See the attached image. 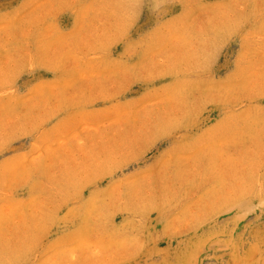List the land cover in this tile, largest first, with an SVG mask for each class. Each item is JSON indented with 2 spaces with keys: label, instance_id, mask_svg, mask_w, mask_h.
<instances>
[{
  "label": "rangeland",
  "instance_id": "rangeland-1",
  "mask_svg": "<svg viewBox=\"0 0 264 264\" xmlns=\"http://www.w3.org/2000/svg\"><path fill=\"white\" fill-rule=\"evenodd\" d=\"M0 264H264V0H0Z\"/></svg>",
  "mask_w": 264,
  "mask_h": 264
}]
</instances>
